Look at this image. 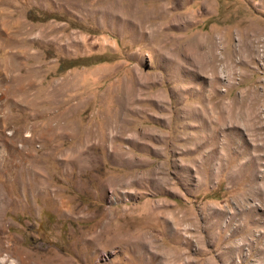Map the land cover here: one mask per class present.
Wrapping results in <instances>:
<instances>
[{
    "label": "rangeland",
    "instance_id": "obj_1",
    "mask_svg": "<svg viewBox=\"0 0 264 264\" xmlns=\"http://www.w3.org/2000/svg\"><path fill=\"white\" fill-rule=\"evenodd\" d=\"M0 264H264V0H0Z\"/></svg>",
    "mask_w": 264,
    "mask_h": 264
},
{
    "label": "bare ground",
    "instance_id": "obj_2",
    "mask_svg": "<svg viewBox=\"0 0 264 264\" xmlns=\"http://www.w3.org/2000/svg\"><path fill=\"white\" fill-rule=\"evenodd\" d=\"M17 26V25H16ZM17 30V29H16ZM6 51V50H5ZM2 54V53H1ZM8 79V78H7ZM25 261V260H24Z\"/></svg>",
    "mask_w": 264,
    "mask_h": 264
},
{
    "label": "trees",
    "instance_id": "obj_3",
    "mask_svg": "<svg viewBox=\"0 0 264 264\" xmlns=\"http://www.w3.org/2000/svg\"><path fill=\"white\" fill-rule=\"evenodd\" d=\"M28 16V15H27ZM73 65V64H72Z\"/></svg>",
    "mask_w": 264,
    "mask_h": 264
}]
</instances>
